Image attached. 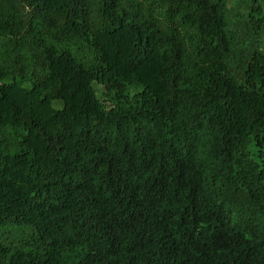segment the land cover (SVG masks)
Masks as SVG:
<instances>
[{"label":"trees","instance_id":"obj_1","mask_svg":"<svg viewBox=\"0 0 264 264\" xmlns=\"http://www.w3.org/2000/svg\"><path fill=\"white\" fill-rule=\"evenodd\" d=\"M263 38L264 0H0V264H264Z\"/></svg>","mask_w":264,"mask_h":264},{"label":"rangeland","instance_id":"obj_2","mask_svg":"<svg viewBox=\"0 0 264 264\" xmlns=\"http://www.w3.org/2000/svg\"><path fill=\"white\" fill-rule=\"evenodd\" d=\"M244 1L245 0H227V3H228V5L233 6V7L234 6L241 7V5L244 4ZM263 43H264V38H263ZM93 87L95 89H97V91L101 90V86H99V85H97L95 83H93ZM97 95L99 96V94H97Z\"/></svg>","mask_w":264,"mask_h":264}]
</instances>
